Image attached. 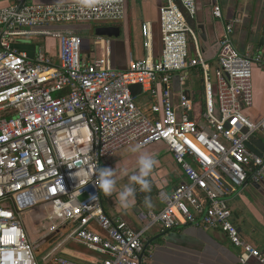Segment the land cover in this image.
Returning a JSON list of instances; mask_svg holds the SVG:
<instances>
[{
    "label": "built area",
    "instance_id": "built-area-1",
    "mask_svg": "<svg viewBox=\"0 0 264 264\" xmlns=\"http://www.w3.org/2000/svg\"><path fill=\"white\" fill-rule=\"evenodd\" d=\"M197 12V0H166L159 10L160 57L150 55L151 25L144 23L150 57L122 70L109 54L85 58L81 37L59 28L122 22L126 0H8L0 8V264H38L22 216L33 211L44 224L51 221L40 241L61 234L64 243L102 255L95 264H147L146 232L157 225L174 230L188 224L224 232L241 250L240 264H264V255L233 224L225 198L250 180H264V153L246 145L264 133V119L255 123L245 114L253 103V69L264 68V54L241 55L231 40L235 23L229 22L213 69L186 20ZM213 15L223 18L220 6L213 7ZM50 37L58 39V58L42 45L33 56L15 47ZM192 70L202 75L204 106L194 105L185 90L176 105L173 77L185 87ZM135 85L154 99L150 115L135 102ZM157 143L166 145L187 181L172 193H160V211L140 210L144 227L136 231L105 213L95 174L120 149ZM48 208L55 213L48 214ZM52 245L46 262L84 264L58 256L62 243Z\"/></svg>",
    "mask_w": 264,
    "mask_h": 264
},
{
    "label": "crops",
    "instance_id": "crops-1",
    "mask_svg": "<svg viewBox=\"0 0 264 264\" xmlns=\"http://www.w3.org/2000/svg\"><path fill=\"white\" fill-rule=\"evenodd\" d=\"M66 1L31 0V3L50 4ZM165 3L166 0H126L124 21L98 26L118 27L121 31L118 38L97 36L95 34L97 26L74 25L59 29L72 28L70 30L75 32L89 30L90 36L86 38L79 35L82 39L81 48L83 47L85 52L82 55L87 59L95 60L102 59L109 54L112 65L125 70L129 68L132 62L150 57L144 46L142 33L144 23L151 25L153 47L150 55L154 59L160 57L163 44L159 10ZM7 4L8 0L0 1V8L7 6ZM215 5L221 7L222 19L214 17L213 7ZM197 8V16L194 20L192 19L193 29L198 33L202 51L213 69L216 67L218 42L224 36L229 22L235 23L231 40L241 55L264 54V0H197ZM33 40L18 43V49L33 56L37 46L42 45L51 56L58 58V39L39 38L37 39L39 42L36 43ZM172 85L176 105L179 102V93L183 90L192 100L193 89L190 77L185 87H182L179 76L175 75ZM202 90L200 97H204V85ZM252 90L253 103L251 107L245 110V114L256 123L264 119V68L262 67L254 66ZM141 95L144 94L138 95L135 102L147 115H150V106L154 103V99L147 93L145 97L139 99ZM194 105L202 107L204 103H194ZM255 135L264 141V133L259 132ZM136 145L131 144L120 149L104 162L102 168L116 170L117 186L116 192L111 196L102 193V205L105 213L110 217L120 218L136 231H142L144 226L138 220L139 211L144 209L160 211L163 207L159 197L160 193L162 191L172 193L177 186L186 182L187 179L166 145L157 143L141 148L140 152L134 153L131 151L133 147L130 146ZM129 147L130 149H127ZM254 147L256 151L262 147L258 139L254 140ZM125 149L127 150L122 156L120 155L119 161L111 162L119 152ZM141 152L150 153L158 161L149 177L152 186L151 191L148 193L141 192L139 186L134 185L136 193L133 205L127 210L118 208L116 195L123 186L129 183L128 177L138 172V156ZM227 186L231 188L230 185ZM146 197L149 198L151 207L145 204ZM225 198L233 213V224L243 239L264 255V180L260 183H254L250 180L242 189H236L226 195ZM34 213L37 212L28 213L29 222L33 227H36V232L42 231L45 228L42 217L41 221L32 219L31 216ZM25 226L28 231L26 224ZM144 238L146 245H148L145 256H151L147 264H240L241 250L236 248L227 235L220 230H206L188 224L169 231L157 225L146 232ZM61 239L57 240L55 244L62 243L60 249L67 259L84 264H95L103 258L99 253L91 251L83 245L74 242L64 243ZM251 264L259 263L251 261Z\"/></svg>",
    "mask_w": 264,
    "mask_h": 264
},
{
    "label": "clouds",
    "instance_id": "clouds-1",
    "mask_svg": "<svg viewBox=\"0 0 264 264\" xmlns=\"http://www.w3.org/2000/svg\"><path fill=\"white\" fill-rule=\"evenodd\" d=\"M141 148L142 145L137 144L131 149V151L137 153L140 152ZM157 163L158 161L154 159L150 153L141 152L138 156V172L128 177L129 183L123 186L122 190L116 195L118 208L127 210L133 205L136 193V187H134V185H138L141 192L148 193L151 191L152 186L149 177ZM95 176V185L100 192L106 196H111L116 192V170L101 167L97 169ZM92 199H96V197L93 196ZM145 204L151 207L148 197L145 198Z\"/></svg>",
    "mask_w": 264,
    "mask_h": 264
},
{
    "label": "rangeland",
    "instance_id": "rangeland-1",
    "mask_svg": "<svg viewBox=\"0 0 264 264\" xmlns=\"http://www.w3.org/2000/svg\"><path fill=\"white\" fill-rule=\"evenodd\" d=\"M0 1H2V0H0ZM12 1H14V0H9V2H12ZM28 2L31 3V0H28ZM186 20H187L188 24L192 28H194L193 20L191 18H189L187 15H186ZM76 33L78 35H82L83 38H86L87 36H90V31L89 30H83L82 32L80 31V32H76ZM32 39H34L33 40L34 43L39 42V40H37L39 38H32ZM46 39L52 40V39H55V37H50V38H46ZM191 43H192V40H191V38H189V44H191ZM17 45L18 44H16L15 47L18 49ZM81 52H82L83 55L85 54L83 47L81 48ZM210 72H211V80L214 82L213 75H212V73H213L212 70ZM190 82L192 83V89H193V98H192L193 102L194 103H204V97H200V93H202V91H203L202 90L203 83H202L201 73L200 72L197 73V71L192 70L191 71V76H190ZM214 91L216 93V88H214ZM143 97H145V94L141 95L139 99H142ZM130 147H134V146H130ZM130 147L127 148V149H130ZM127 149H125L124 151L119 152L111 160V162L115 163V162L119 161L121 159V156L125 153V151ZM47 213L48 214H52V213H55V211L52 208H48L47 209ZM22 216H23V220H24L25 224L28 227V235H29L30 240L33 243L38 244L39 241L42 239L43 234L46 232V229H48V227L50 226L51 221L45 222V228L42 231L36 232L35 231V230H37L36 227L35 226L33 227L32 224L29 222L28 213H25ZM41 217H42V215L38 214V213H34L31 216L32 219H36L37 221H41ZM55 221H56L57 224H59L61 222L60 220H57V219H55ZM42 222H43V220H42ZM53 247H54V245L49 246V244L46 245V243H45L43 246H39L38 248H36L34 250L36 261H37L38 264H50V260H48L46 262V260H44V258L51 252ZM57 255L60 256V257H63V258H67L66 255L62 252V249L57 253Z\"/></svg>",
    "mask_w": 264,
    "mask_h": 264
},
{
    "label": "water",
    "instance_id": "water-1",
    "mask_svg": "<svg viewBox=\"0 0 264 264\" xmlns=\"http://www.w3.org/2000/svg\"><path fill=\"white\" fill-rule=\"evenodd\" d=\"M72 29V28H70ZM203 31V29H202ZM95 34L99 37H108V38H118L120 37L121 31L118 27H97L95 29ZM205 39V36L203 37ZM142 86L141 85H135L131 87V91L133 93L134 97H137L138 95L142 94ZM189 97V95H188ZM258 139L262 145L261 148H258L259 151H256L255 147H254V140ZM248 149H250L253 152H256L257 154L261 155L264 153V141L262 139H259L256 135H253L252 137H250L249 141L246 143ZM247 184V183H246ZM243 188V187H242ZM240 188V189H242ZM172 231V230H169ZM54 237V235H51L50 237H47L46 239H44L43 241H40L38 244H35L34 249L38 248L39 246H43L45 243H49L50 245H52L53 243H55L57 240H59L62 235L59 234L58 236H56L52 241L49 242V240ZM147 246L145 247V251L143 254H145L146 250H147Z\"/></svg>",
    "mask_w": 264,
    "mask_h": 264
},
{
    "label": "flooded vegetation",
    "instance_id": "flooded-vegetation-1",
    "mask_svg": "<svg viewBox=\"0 0 264 264\" xmlns=\"http://www.w3.org/2000/svg\"><path fill=\"white\" fill-rule=\"evenodd\" d=\"M55 237H56V236L52 237V238L49 240V242L52 241ZM47 244H49V243L47 242L46 245H47Z\"/></svg>",
    "mask_w": 264,
    "mask_h": 264
}]
</instances>
